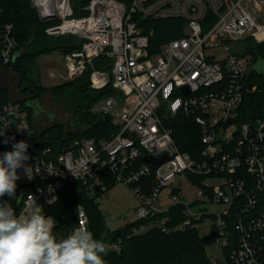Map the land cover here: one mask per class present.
<instances>
[{
	"label": "built area",
	"instance_id": "built-area-1",
	"mask_svg": "<svg viewBox=\"0 0 264 264\" xmlns=\"http://www.w3.org/2000/svg\"><path fill=\"white\" fill-rule=\"evenodd\" d=\"M32 1L42 20L58 21L46 29L48 36L81 34V47L64 56L66 78L89 72L92 89L112 84L118 96L102 99L95 111L119 130L109 140L81 139L47 158L50 149L37 152L28 111L14 99L0 103V156L23 140L29 145L25 163L33 168L32 179L17 170L16 188L24 196L12 207L24 211L32 197L45 214L67 183L81 181L90 192L96 187L104 191L102 177L115 175L138 199L136 221L183 206L184 221L175 230L208 226L199 234L217 237L227 261L215 257L213 264H264V118L238 121L253 66L246 51L250 42L264 45V0H90L80 17L74 16L73 0ZM169 19L184 21V36L158 43L146 22ZM218 47L226 58L207 54ZM20 55L15 26L0 24V65L12 68ZM102 58L105 68H97ZM182 115L200 128L202 147L195 155L181 151L174 137L172 122ZM165 155L157 168L143 160ZM150 176L154 185L148 192L143 180ZM181 176L199 188L191 204L179 197ZM165 188H171L174 203L160 211L157 202ZM204 205L220 210L204 211ZM79 217L88 228L81 207ZM169 222V217L160 222L163 232L170 233ZM102 242L111 251L122 250L121 239Z\"/></svg>",
	"mask_w": 264,
	"mask_h": 264
},
{
	"label": "trees",
	"instance_id": "trees-1",
	"mask_svg": "<svg viewBox=\"0 0 264 264\" xmlns=\"http://www.w3.org/2000/svg\"><path fill=\"white\" fill-rule=\"evenodd\" d=\"M129 3L130 0H119ZM90 0H73L74 14L77 17L86 15L80 12V7L88 5ZM82 10V8H81ZM11 23L15 26V34L19 42L21 55L12 66L13 71L20 78V96L17 101L28 111L32 126L35 130L37 152L50 149L47 158H53L72 149L75 142L81 139L109 140L119 128H112L105 115L92 114L93 108L99 101L110 96H116L117 91L112 84L102 90L90 87V73L66 82L50 90L56 95H63L71 89H77L82 101L77 105L74 117L77 122L85 123L86 128L81 132L68 130L65 125L54 124L44 130L36 126V120L41 113L40 99L45 93V87L31 81L28 67L43 55L60 51L68 54L81 47L82 41L72 36L51 37L46 29L57 21H44L33 8L31 0H0V24ZM147 26L153 28L158 43L184 36L185 23L181 19L147 21ZM246 53L252 55L253 66L247 75L244 101L239 111L240 123H252L264 118V73H258L254 66L264 61V45L250 42ZM105 59L96 61L97 68H105ZM109 68V67H108ZM13 100L11 88L0 86V103ZM174 137L181 151L195 155L202 147L200 142V128L195 121L184 115L172 122ZM139 164L143 160L138 161ZM106 190L96 187L92 195L81 181L69 182L63 188L59 201L45 208V215L55 218V232L67 235L79 223V208H83L88 218V229L94 238L108 241L122 240L120 253L109 250L104 257L105 264H213L207 255L205 245L209 238L202 237L197 229L188 228L175 230L184 221L183 206H173L166 213L155 214L152 217L137 220L125 228L108 232L106 219L100 210L97 199L117 184L115 175L102 177ZM144 185L149 192L152 189V176L144 178ZM21 196L16 188L13 197L7 195L0 200L7 201L11 206L18 203ZM257 211L253 215H257ZM169 217L167 227L170 233L163 232L160 222ZM151 225V226H150ZM145 226L147 229L138 234L133 229ZM235 236V234H233ZM228 253V250L225 251Z\"/></svg>",
	"mask_w": 264,
	"mask_h": 264
},
{
	"label": "clouds",
	"instance_id": "clouds-1",
	"mask_svg": "<svg viewBox=\"0 0 264 264\" xmlns=\"http://www.w3.org/2000/svg\"><path fill=\"white\" fill-rule=\"evenodd\" d=\"M254 70L264 73V61ZM28 147L21 140L0 156V198L15 196L18 169L32 179L33 168L25 163L30 159ZM55 227V218L45 215L32 197L21 212L0 200V264H105L110 246L94 238L80 217L67 235L58 234Z\"/></svg>",
	"mask_w": 264,
	"mask_h": 264
},
{
	"label": "rangeland",
	"instance_id": "rangeland-1",
	"mask_svg": "<svg viewBox=\"0 0 264 264\" xmlns=\"http://www.w3.org/2000/svg\"><path fill=\"white\" fill-rule=\"evenodd\" d=\"M31 2L33 8L40 16L32 0ZM81 8L79 9L80 12L82 11ZM57 24L58 21L54 25ZM77 39L81 41L80 38ZM235 53L242 56L244 52L236 48ZM207 54L214 56L217 60L227 57V52L223 47L212 49ZM64 56H66L65 53L55 51L39 57L34 64L28 67L30 80L42 85L46 89L39 102L41 113L37 117L36 126L38 129L44 130L54 124H62L70 131L81 132L86 128V124L77 122L74 117L76 107L82 101V96L78 93V90L71 89L63 95H56L50 90L53 87H58L71 81L66 78ZM0 86L11 88L14 100H17L20 96V78L12 68L0 65ZM95 107L96 105L91 108L92 114H98L95 111ZM178 183H181V190L179 191L180 199L187 204L193 203L198 197L199 188L184 176L180 177ZM94 191L91 192L92 195L95 194ZM171 193V188H165L161 192L157 202V207L160 211L167 210L174 203ZM97 202L106 219L108 232L119 231L136 221V210L139 206L138 199L131 188L122 182H118L113 188L105 192L97 199ZM203 209L208 212H218L220 210L219 207L211 205H204ZM208 228V226H201L199 231L205 232ZM205 250L211 259L217 257L220 262L227 263L224 252L217 248V237H212L207 241Z\"/></svg>",
	"mask_w": 264,
	"mask_h": 264
},
{
	"label": "water",
	"instance_id": "water-1",
	"mask_svg": "<svg viewBox=\"0 0 264 264\" xmlns=\"http://www.w3.org/2000/svg\"><path fill=\"white\" fill-rule=\"evenodd\" d=\"M72 37H74V38L77 39V38H80L81 37V34L80 33H75V34L72 35ZM250 71H251V68H250L249 72ZM182 90L185 93H188L189 92V90H188L187 87H184ZM105 121H107V123H109L112 128H115L114 123L111 121V119L108 116H105ZM167 158L168 157L166 155L163 156V157H161V158H156V157H153V156H145L143 158V160H144L145 163L150 164L153 168H157L158 166H160L161 164H163L167 160ZM22 196H24V191L22 192L21 197Z\"/></svg>",
	"mask_w": 264,
	"mask_h": 264
}]
</instances>
